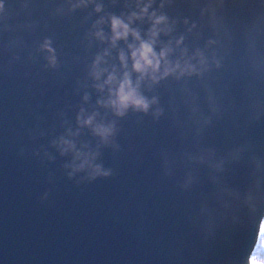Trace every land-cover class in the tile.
Wrapping results in <instances>:
<instances>
[{"label":"water","instance_id":"water-1","mask_svg":"<svg viewBox=\"0 0 264 264\" xmlns=\"http://www.w3.org/2000/svg\"><path fill=\"white\" fill-rule=\"evenodd\" d=\"M144 5L130 27L164 16L153 47L180 67L121 115L97 85L136 82L139 41L113 46L110 18ZM262 219L264 0H0V264H249Z\"/></svg>","mask_w":264,"mask_h":264},{"label":"clouds","instance_id":"clouds-1","mask_svg":"<svg viewBox=\"0 0 264 264\" xmlns=\"http://www.w3.org/2000/svg\"><path fill=\"white\" fill-rule=\"evenodd\" d=\"M148 7V5H144L139 13L133 12L128 17V22H125L121 17L115 15L111 16L110 18L112 29L111 42L113 46L116 45V42L119 39L123 38L126 40L129 34L132 35L134 40L139 41L138 45L135 43L128 45V48L131 50V59L133 61L132 69L135 72L139 73L136 82L133 83L131 79V73L128 71H125L122 75V78H120L119 80L117 79L115 71H113L108 74V78L104 81L103 84L97 85V87L100 89H103L105 84L116 85V87L114 88L109 87V99L107 101H104L103 103H105L106 105H111L117 112V114L122 115L129 106H134L137 109L147 111L150 103L153 101L147 100L138 91L140 81L143 80L145 77L156 81L161 76H165L180 67L179 63L174 66H171L169 61L167 60V55L171 51L170 49L163 48L159 53H157L153 47L155 43L154 38L161 30L157 27V25L165 21L166 18L164 16H157L155 12L150 14V19H153L154 22L151 29V38L148 40L141 39L139 31L135 28L130 27L133 17H142L144 14L147 13ZM99 10L100 6L98 5L97 11ZM96 35L99 36L101 39L104 38L102 31L97 32ZM44 46L47 47V43ZM101 59V57H97L96 63L98 64ZM119 59L126 69L128 57L126 56L123 50H121L120 52ZM162 60L164 61V71L161 73L160 68ZM190 67L191 66H189V68ZM105 71H107V69H99L94 73V75L97 77V79H99L100 74ZM92 121L93 117L89 116L86 120L83 121V123L91 124ZM111 131V126L96 125L94 127V132L97 135L101 136L104 141H107V138L111 134ZM61 142L67 145L68 149L74 148V145L71 141L62 139ZM76 158L81 159V163L78 165H74L75 168L83 169L85 167H88L92 169L91 175L93 177L100 174H107L106 172H102L101 165L93 163L95 159V154L77 152ZM262 232H264V219L261 220L260 225L258 227L256 241L253 247L252 254H254L255 258L253 259L252 256H250L249 264H264V252L258 250L260 248H264V235H262Z\"/></svg>","mask_w":264,"mask_h":264},{"label":"snow or ice","instance_id":"snow-or-ice-1","mask_svg":"<svg viewBox=\"0 0 264 264\" xmlns=\"http://www.w3.org/2000/svg\"><path fill=\"white\" fill-rule=\"evenodd\" d=\"M262 235H264V232H262ZM259 251H261V252H264V248H260V249H258ZM251 256H252V258L254 259L255 257H254V254H251Z\"/></svg>","mask_w":264,"mask_h":264}]
</instances>
